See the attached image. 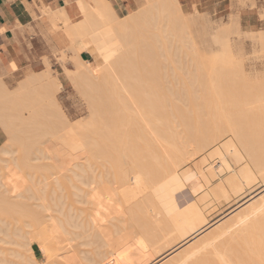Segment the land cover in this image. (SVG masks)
Returning a JSON list of instances; mask_svg holds the SVG:
<instances>
[{"label": "bare ground", "instance_id": "bare-ground-1", "mask_svg": "<svg viewBox=\"0 0 264 264\" xmlns=\"http://www.w3.org/2000/svg\"><path fill=\"white\" fill-rule=\"evenodd\" d=\"M147 2L149 8L163 7L165 10L167 6L166 0H147ZM173 2L177 4V10L184 17L179 0H173ZM81 6L84 18L76 23H70L64 12L52 14L55 22L60 19L65 21L67 36L72 43L70 48L75 54V59L72 60L80 65L75 74L65 70V77L72 81L75 80L77 85L76 80L77 78L79 80L80 77L89 81L90 77L108 76L105 81L109 80L115 85L119 77L117 78L113 71L108 70L109 64L105 63L103 56L105 48L94 45L88 47L84 44L95 43L99 38L108 39L115 29H127L137 25L142 20L144 12L130 14L127 18H122L118 16V12L112 7L109 0H89L83 2ZM193 24V19L186 22L189 32L185 40L188 39L187 42L192 46L191 49L199 61L198 66L203 70L200 71V74L206 78L196 81L197 85L199 83L198 90L200 89L201 96H198L200 91H196L195 86H187L188 92L191 90L192 93L190 91L188 93L190 96L188 94V96H184V98L188 97L184 105L185 109L187 107L186 112L191 106L193 109L195 107V112L198 108L202 110L205 107L206 110L203 109V111L206 113L201 112L200 114L198 111L195 113L190 109L194 113L192 118L191 114H188L189 111L185 113L183 103H180L183 107V113H180L182 110L178 102L182 101L181 96L177 98L176 95L162 96L160 94L155 95L153 99L150 98L151 95L147 94V91L163 90V86L161 88L141 86L146 92L145 95H148L144 97V101L142 100L144 94H141L142 97L134 95L135 98L128 95V100L125 98L127 95L125 97L118 95L122 98V104L118 103L119 100L121 102V99L115 95L114 100L112 96H107L106 100L104 97L98 103L97 99L100 97L91 93L89 97L92 102L91 116H93V120L88 122L90 125L98 124L99 120L102 124L101 118L106 116L104 114L114 115L110 116L111 118L109 116H106V119L103 118L105 119L103 125L100 123L98 125L99 127L103 126L102 128L96 125L99 129L95 126L96 128H90L91 132L84 131L86 134L82 133L83 137L87 138L90 135V140L87 141L81 137V134L79 137L76 132V130L86 128L85 124H81L83 121L79 123L84 128L79 127V129V123L77 126H72L63 111L57 97L63 83L59 79L52 80L51 77L54 75L52 76L49 69L41 75L39 72V76L35 72H27L25 78L20 80L21 83H18L13 92L0 78L1 98L10 95L20 98L21 95L24 96L27 93L32 96L28 106V115L19 114L14 118V122L7 116L0 115L2 123H5L6 126L12 124L13 134L12 136L8 135L12 137L13 144L20 143L17 148H15V144L13 148L8 143H4L0 147V163H5V171L3 174L0 172V264H26L25 262L41 264L32 248L33 244H37L39 250L46 256L48 262L45 264H264V125L262 123V121L264 122V118L262 120L264 117V95L252 94V91L259 90L255 85L259 83V79L264 74H259L258 68L252 66L255 64V60H252L253 64L250 63L252 69L249 68L250 72H247L246 63L242 61L246 53L237 45L233 48L230 41L222 36L218 27L211 26V30L200 32L199 35L207 36V40H196L193 36L194 32L190 31ZM259 36L264 38V33ZM197 43H206L210 51L213 49L212 46L216 45L222 53L220 56L212 58L196 54L198 48L195 45ZM255 49L253 50L256 52L253 53L254 55L257 53L259 55L263 51L260 49V52H257L258 50L255 51ZM82 53H88L91 60L84 59ZM112 53L116 54L114 51ZM235 53H239V57ZM234 55H236V60L233 58ZM257 55L254 56L256 60L262 59L260 56L264 58V51L258 58ZM240 57H242V62L239 60ZM255 62L257 63V61ZM150 63L153 64V62ZM49 65L51 66L50 63ZM134 71L137 72V70ZM132 74L133 72L131 75L129 72L130 76H126L125 79L132 78V80H140L142 81H139L140 83L145 84L143 79L138 78L140 72H137L138 75ZM155 74L160 75L161 71L160 74L158 71ZM228 75L232 76L230 78L232 80L228 78ZM153 80H156V83L160 82L156 78ZM135 83L133 82L132 85ZM229 84L232 86L240 84V86L229 87ZM116 86L113 88L120 87ZM129 86L131 87V85ZM49 87L51 92L49 90L44 92L42 99L47 105H55L54 107L63 121L61 124L54 122L53 126L50 125L49 128H37L34 126L38 122V114L35 110L37 103L34 105L32 102V94L38 89L45 91ZM121 87L119 89L124 91H128L127 89L130 88H127V84L125 88L121 89ZM138 87L136 86L138 91L132 87L134 92L141 91V87ZM113 88L108 90L110 92L120 91L118 88H114L115 90ZM229 90H244L248 94L227 97L224 92ZM128 92H131V88ZM108 98L112 99L107 102L109 105L104 103V100L106 102ZM123 98L127 104L123 103ZM161 98H169L168 101L169 103L171 101L170 106L173 108L171 112L176 110L178 113L176 114L175 111V114H170L169 107H166L163 102L165 100H161ZM94 99L97 102H94ZM116 99L117 102H115ZM132 100H135L134 103L138 101V106ZM102 101L103 104H101ZM129 104L135 105L136 109L133 106L132 109ZM141 104L143 107H140ZM158 104L163 108L158 107ZM171 104L177 106L174 108ZM109 106L112 107L110 109H115L113 106H118L119 109L118 111L116 109L114 113H111L113 110H108L110 113H105L107 111L104 109L107 110V107L109 109ZM122 106L124 109H127L128 106L130 108L126 111ZM140 108L145 113L143 110L140 111ZM146 109L149 111L146 112ZM167 109L168 111H166ZM258 110L261 112H257ZM95 116L97 119H94ZM114 116L117 117L116 120L112 119ZM111 119L116 124H113ZM117 119L122 121V126L120 121L116 122ZM258 119L261 120L260 125L259 123L257 125ZM106 120H109L107 121L109 123L112 122V124L110 123L111 127L105 125ZM206 123H210V127ZM118 124L120 128L117 126ZM214 124L215 126L211 128ZM231 136H236L233 138L237 141L235 142ZM129 137L130 139H128ZM109 138H117L113 140L115 144L111 143L112 140ZM123 138L127 141H123ZM223 140L226 141L222 143ZM12 142L10 140V143ZM219 145L224 149L226 156L222 155ZM212 148L213 152H209L211 156L222 155V158H231L230 160L235 162V166L230 165L229 162V165H224L229 174L216 185L215 182L221 178L216 173L217 171L212 170L213 164V167L210 166V169H206L208 159L203 156ZM82 150H86L85 152L89 155L84 152L79 160L70 156L80 151L83 152ZM113 151L117 154L115 158H113L115 155ZM123 153L128 158L135 156L133 159H136L138 164H135L136 168L127 166L132 164L130 162L133 159L129 162ZM143 153H145V157ZM111 155H113V160H110L111 157L110 159L107 157ZM118 155L120 158V155L123 156L121 160L118 159ZM139 155L149 161L145 162L144 159L141 161V158L138 159ZM220 156L219 158L222 159ZM123 158L129 163L126 165L125 161L122 162L125 166L121 168L120 162L124 160ZM226 158L221 161L225 163ZM115 160L118 161L115 166L108 164L113 166V169L117 165L120 166L113 172L112 167L110 168L107 163L113 161L112 163L115 164ZM191 162H194V168L184 166ZM219 168L218 171L221 172L222 167ZM223 172L224 169L221 173ZM257 175L263 177H261L263 183L259 189L217 218L211 221L207 220L200 207L201 204H206L211 196L226 199L230 191L238 194L241 187H244L241 178L244 179V182L245 180L252 182L258 179H256ZM67 190L71 192L72 197L74 195L73 201L70 199L72 197H66L69 195L68 192H65ZM131 192H133L132 195H128ZM121 194H123L122 197L124 196L123 200H121L122 197L120 198ZM133 194L137 196L140 194V196L133 197ZM127 197L135 198L136 201L132 199L128 201L125 199ZM124 201L129 206H125L127 203L121 204ZM137 201H141V203ZM75 202L82 207L79 205L77 207ZM133 205L134 208L136 206V209H131ZM124 206L130 207L129 210ZM232 219H236L235 224L231 221ZM228 222L233 225L229 226ZM31 229H34V232L38 231L39 236H35L36 234H33ZM26 249L30 256L26 255ZM25 256L31 257L30 261L32 262L26 261Z\"/></svg>", "mask_w": 264, "mask_h": 264}, {"label": "rangeland", "instance_id": "rangeland-1", "mask_svg": "<svg viewBox=\"0 0 264 264\" xmlns=\"http://www.w3.org/2000/svg\"><path fill=\"white\" fill-rule=\"evenodd\" d=\"M166 1H167V3H166L167 6H166L165 10L163 9V7H160L159 9L149 8L150 6H149V3L147 2V0H135L134 4H132L131 8H129L127 10H124L123 7H120V8L116 7V10L118 12V16H120L122 18H127L128 15H130V14H137V13H140L142 11L144 12L143 13V18H142V20L140 22L137 23V25L130 26L127 29H125V28L124 29H120V30L115 29L113 31V33L109 36L108 39H105V38H101L100 39L99 38V40L96 41L95 43L94 42H90L88 44H84V46H88V47H92L94 45V46H97L99 48L100 47L105 48V50L103 51V56H104V59H105V63L109 64L108 70L109 71H113L115 73V75L117 76V78L119 77L118 78V82L117 83L115 82V85H114V82H111L109 80L105 81V79L108 78V76H105V77L103 76V77H99V78L90 77L89 81H87L85 79H81V77L79 76L80 77L79 80L76 77L77 78V80H76L77 81V85H76L75 80L72 81L70 79H66L65 70H68V72L71 73V74H75V72L77 73V69H78V67L80 65H79L78 62L76 64L74 62V60H72V59H75L74 58L75 54L73 53V50L70 48V47H72V43H71V39H69V37L67 36V31H66L67 30V26H66V24H65V22L63 20H59L58 23L62 22V27H57V30L61 34L64 35V38L61 39L60 44L58 46H55L53 44V40L50 37V35H43L42 38L46 42V46H45L44 51H38V52L37 51H31L29 53V56L27 57L26 65L24 67H22V68L17 69L18 71L15 72L14 75H10L6 79H4L8 89L12 90V92L15 91L17 86H18V83L19 82L21 83V81L25 78L26 73L29 72V71H31L32 73L35 72V74H37V75L40 72L39 75H41V74H43L45 72V70L49 69L51 74H52V76L54 75L55 77L56 76L58 77V78L57 77L55 78L53 76V77H51V79L52 80L53 79L54 80L55 79H59L63 83L62 84L63 86L61 85L62 88L57 93V95H58L57 97L59 99V103H60L63 111L65 112L66 116L70 120V124L72 126H77V124L79 122L81 123L83 121L81 124H83V125L85 124V126H86V128H84V126H81L80 123H79L80 126L78 124V128L79 127L80 128L83 127L85 130L84 129H80V128H79L80 130H76L77 128L75 127V130L79 134V137L81 135H82L81 137H83L82 133H84V131L87 132V131L90 130V128L92 129L96 125L98 126L99 123H100V120H99V123L98 124L96 123L95 125H90L88 123V122H90V120H93L92 119L93 116H91V112L93 111L92 102H91V99L89 97L91 95V93L93 95L97 96V97H100V98L97 99V97L94 96V98H96L98 100V103H99V101L103 100L104 97H105V100H106L107 96L108 97L112 96L113 100H114L115 97H118L119 99H121V102H119L120 100L118 101L117 99L115 101V102L118 101V103H121V104H122V98L120 96H118V95H123L124 97H125V95H127L125 98H127L126 100H128L129 97H131V96L144 94L143 97L141 95V97L143 98L142 99L143 101L145 99L144 97H147L148 95L149 96L150 95L153 96V97L150 96V98H153V99H154L155 95L158 96L160 94H162V96L163 95H176L177 98L181 96L183 102L181 101V102H178V103L179 104L183 103L182 105L184 106V111H185V110H187V107L185 109L184 102H186L185 100L188 97L184 98V96H186L191 91L190 90L188 92L187 86L188 85L189 86L193 85V86L196 87V89H197L196 91H200V89L198 90L199 83L197 85L196 81L206 78L203 74H200V71L202 72L203 70H202V68L200 66H198L199 61H198V59H196V57H195V55H194V53H193V51L191 49L192 46L189 45V43L187 42L188 39L185 40L186 39L185 37L188 35V32H189V28L186 26V22L188 20L190 21L192 19L194 20V24L190 27V31L194 32L193 36L195 37L196 40H201V39L207 40L208 37L207 36H200L199 35L200 32L205 31V30H211L212 27H214V26L218 27V30L221 31L220 33H222V36L226 37L230 41V44L233 46V48L235 47V45L241 47V49L246 53V54H244L245 55L244 58H248V59H245V60H244V58L242 60L241 59L242 57H240V59L239 58H237V59H239L240 61L241 60L244 61L246 63V64L245 63L244 64L246 65V68H248V69L249 68L252 69V67H251V65L253 64L252 60L253 61L254 60L257 61V63L254 61L255 64L252 65V66L258 68V72L259 71L261 72V73L259 72V74H261V75L264 74V58L260 56L263 53V51H264V38L259 36L260 34L263 35V33H264V0H245V1L244 0H237V4H235V1L233 0L234 1L233 6L228 11L227 10H225V11L215 10L214 8H212L209 5L186 4V3H183L181 1H179L180 5H181L180 8H182L183 13H184V17L177 10L178 6H177V4L175 2H173V0H166ZM245 7L252 8L253 9L252 12L258 18V24L253 29H248V28H246L245 26L242 25L239 9L240 8H245ZM197 10H198V12H197ZM69 44H70V46H69ZM78 45L80 46V43H78ZM195 46L198 48V51H197L196 54L203 55V56H205L207 58L220 56L221 53H222L220 51V49L216 45L212 46V48H213L212 51L208 50L209 46L206 43H204V44L197 43ZM254 49L257 52H260V49L263 50L261 54H259V55H257L258 53L256 54L257 58H258V56H260V58H262V59H257L256 60V58L254 57L256 55L253 54V53H256V52H253ZM113 51L116 54H113L112 53ZM152 54L154 55V58H153ZM121 55H123L122 58H121ZM149 55H151L150 58H149ZM236 55H237V57H239V53H237ZM236 55H234V57H233L234 60H236ZM82 56L86 60H91V56L88 53H82ZM151 57L153 58V60H152ZM150 60H152V61H150ZM48 62L51 64V66L49 65ZM150 62H153V64L150 63ZM251 62H252V64L250 65ZM100 63H101V61H100ZM46 66H48V67L46 68ZM133 66H135V67H133ZM248 69H247V72L249 73L250 69L249 70ZM134 70H137V72H140V75H138L137 72L134 71ZM157 71H158L159 74H160V71H161V74L160 75L155 74V73H157ZM129 72H130V75H131L132 72H133L132 75H134L136 73L139 76L138 78H140L141 80L143 79V82H145V84L140 83L142 81H140L139 79L138 80L140 82L137 81L136 79L132 80V78L131 79L127 78L128 80L125 79L126 76H128V77L130 76V75H128ZM141 72H143V73H141ZM153 72H155V73L152 74ZM261 75H260V77H261ZM262 76L263 77L259 79L260 80L259 83L255 85V87H258L259 90L252 91V94L256 93L257 95H259V94H261L262 96L264 95V75H262ZM231 77H232L231 75H228L229 79ZM122 78H123V81H122ZM153 78H156V79L160 80V82L158 81L159 83H156L155 82L156 80H153ZM244 78H242V79H244ZM119 80H121L123 84L120 83L121 81L119 82ZM125 80L127 82L130 80V82L127 83ZM144 80H146V81H144ZM147 80H148V82L150 81L151 83H148ZM152 80L154 81L153 83H152ZM230 80H232V79H230ZM73 82H74V84H73ZM131 82L132 83L136 82L137 84L135 83L136 85L134 84L135 85L134 86V85H132ZM194 82H196V83H194ZM125 83L127 84V88H129L130 87L129 85H131V87H130L131 88V92H128L130 88L127 89L128 91H124L122 89V88L126 87ZM139 84H141V85H139ZM116 85L120 86V87L124 86V87H121V89L123 91L120 90L119 89L120 87L118 88ZM146 85L149 88H152V87H155V86L161 88V86H163L162 89L163 90L166 89V90L163 91V90L160 89L161 92L157 91V90L156 91L154 90L155 92L147 91L148 95L146 96L145 95L146 92L143 91V89H142V87L146 86ZM113 86H116L122 92H120V91L117 92V90H115L117 88L114 87L115 88L114 89ZM136 86L137 87L139 86L138 88H140L142 86L140 92H136V91L139 90V89H136ZM228 86L229 87L240 86V84L239 85H233V86H232V84H229ZM50 87L52 88V85ZM50 87L47 90H45V91H44V89H38L37 91L34 92V94H32L33 95L32 102L34 103V105L36 103L38 104V105L36 104V106H35V110L37 111V114H38L37 115L38 122L34 125L37 128H49L50 125L53 126L54 122L55 123L57 122L58 124H61L62 121H63V119L60 116V114L58 113L57 109L54 107L55 105L51 104V105H53V106H51L49 104L50 105L49 106L42 99V95L44 94V92H48V90H49V92H51V88ZM132 87L136 89L135 92L132 89ZM111 88H113L116 92L113 91V90H112L113 92H110L108 89H111ZM185 88H186V90H185ZM93 90L94 91L97 90V91L94 92ZM191 93H192V91H191ZM152 94H154V95H152ZM200 94H201V91L199 92V95L198 94L197 95L201 96ZM245 94H248V92L244 91V90H242V91L229 90V91H225L224 92V95L227 96V97H234V96H238V95L241 96V95H245ZM114 95H115V97H114ZM128 95H129V97H128ZM30 97H32L30 93H27L24 96L21 95L20 98H14L13 95H10L8 97H3V98L0 97V115L7 116L13 122H14V118L17 115H19V114L20 115L21 114L28 115L29 114V109H28L29 107L28 106L30 104ZM165 97H167V96H165ZM125 98H123V100H124L123 103L127 104V102H125L126 101ZM134 98H135V96H134ZM134 98H132V99H134ZM136 98H139V97H136ZM181 98H180V100H181ZM148 99H149V97H148ZM162 99L165 100L163 102L166 104V107L167 106L169 107V108L168 107L167 108L169 109L170 114H171L172 113L171 111H173V108H171V106H170L171 101L169 103V101H168L169 98L168 99L161 98V100ZM97 100L94 99V102L95 101L97 102ZM105 100H104V103H107V102H110V100H112V99L110 98V100H109V98H108V101H106V102H105ZM142 100H140V102ZM177 100L179 101V99H177ZM133 101H135V100H132V102ZM155 101H157V100H155ZM137 103H139V102L137 101L134 104H136V106H138ZM101 104H103V101L101 102ZM112 104H113V102H112ZM142 105L143 104H141L140 107H143ZM173 105H172V107H174V108H175V106H177L176 104H175V106H173ZM132 106H131V108H132ZM134 106H133V108L136 109L135 108L136 106L135 107ZM179 106L181 107V104ZM103 107H105V106H103ZM113 107H115V109L114 108L110 109V108H112L111 106H109V109L107 107V110L104 109V108H102V109L107 111V112L104 111L105 113H108L109 112L108 110H111V111L113 110V112H111V113H114V111H116V109L118 111V109H119V108H117L118 106L117 107L113 106ZM158 107H162V105L159 106V104H158ZM125 108H127V107H125ZM128 108H130V107L128 106ZM154 108H156V107H154ZM176 108L179 109V107H176ZM123 109H124V107H123ZM127 109H124V110L128 111ZM148 109H146V112L149 111ZM168 109L166 111H168ZM180 109L182 110L183 107H181ZM190 109L194 110L195 107L193 109V107L190 106V108L188 109L189 113H188V111L187 112L185 111V113L191 114L190 116L192 118L193 115H194L193 112H195V110L193 112H191L192 110H190ZM203 109H205V107L202 108V110L201 109L199 110V108H198L197 111L200 114H201V112L204 114L206 112H204ZM100 110H101V108H100ZM121 110H122V108H121ZM137 110H138V108H137ZM142 110L143 109H141L140 111H142ZM155 110H157V109H155ZM159 110H157V111H159ZM101 111H103V110H101ZM133 111L135 112V110H133ZM175 111L176 110H174V112L172 114H175ZM257 112H261V111L258 110ZM262 112H263V110H262ZM143 113H145V111ZM177 113H178V111H176V114ZM180 113H183V110ZM117 114H119V112H117ZM120 114H121V111H120ZM167 114H169V113H167ZM104 115L110 117V116H113L114 114L113 115L104 114ZM106 116H103V118H105ZM122 116H124V115L122 114ZM99 118H100V116H99ZM103 118H101V119L105 122L106 118L105 119H103ZM116 118L117 117L114 116L112 119L116 120ZM263 118L264 117H262V120H263ZM94 119H97L96 116L94 117ZM112 119H111V121H113ZM41 121H42V123H44V124L46 123V124L45 125L42 124ZM103 121H102V124L100 123V125H103ZM107 121H109V120H106V124L105 125L106 126H108V125L110 126L112 124V122L110 121V123H111L110 124ZM119 121L120 120L117 119L116 122L119 123ZM258 121L259 122H257V125H258V123L260 125V123H261L260 121L261 120L258 119ZM121 122L122 121H120V125L122 124ZM262 123L264 125L263 121H262ZM113 124H116V123L113 121ZM206 124H204V125H206ZM0 125H1V127L3 128V130L6 133V138H7L6 143L10 144L13 148L16 145L15 148H17V145L20 144V143L19 142H18V144L14 143L15 144L14 145L13 142H12V137H11L12 134H13V132H12L13 128H11L12 124H10L11 126H6V124L2 123L1 120H0ZM208 125L210 127V123H208L207 126ZM117 126H119V124ZM117 126L115 125V127H117ZM213 126H215V124L212 125L211 128ZM102 127L103 126H101L99 128H102ZM200 127L203 128L201 125H200ZM246 127H248V126H246ZM119 128H120V126H119ZM115 131H118V130H115ZM89 132H91V131H89ZM8 134L9 135L11 134V136H9ZM78 134H76L77 137H78ZM84 134H86V133H84ZM118 134H119V132H118ZM123 135H124V133H123ZM131 135L133 136V134H131ZM85 136L87 137L88 134L85 135ZM89 136L87 138H85V137H83V138H85L88 141V139L90 140ZM125 136H126V134H125ZM231 137L232 138L233 137L236 138V136H231ZM124 138H123V141H127ZM234 138H233V140L236 142L237 139H234ZM116 139L109 138V140H112L111 143H114L113 140H116ZM128 139H130V137ZM227 139H229V138H227ZM10 140H11L12 143H10ZM225 141L226 140H223L222 143L225 142ZM117 142H119V141H117ZM140 144H143V143L140 142ZM140 144H139V146H141ZM133 146L135 147L136 145H133ZM133 146H132V148L134 149ZM219 147L221 148L220 145H219ZM129 148L131 149V147H129ZM134 150H136V149H134ZM213 150H214L213 148L210 149L203 156H205L208 159V162H207V165H206V169L209 168L210 166H212V164H213L214 167L212 166L213 169H212V167H211V169L214 172L217 171L216 173L221 178V179H218V181L215 182V185H216L219 182H221V180H224L229 174L227 172L225 164L229 165V163H230V165L235 166V162L233 163L234 160L231 161L230 160L231 158H226V157L222 158L221 157L222 155L226 156V153L224 152V149H222V148H221V151H222L223 154L221 156L217 155V157H216V155H212L213 156V158H212L210 153H212ZM82 151L83 152L80 151L81 154L79 152V153H76V154H71L70 156H73L74 159H78L79 160L82 157L81 155L86 150H82ZM117 151H119V150H117ZM126 152L128 153L129 151H126ZM135 152H137V151H135ZM138 152L140 153V151H138ZM85 153L87 155H89L87 152H85ZM113 153H115V151H113ZM133 153H134V151H133ZM110 154H112V153H110ZM143 154H144V157H145V153H143ZM146 154H147V152H146ZM84 156L86 157L85 154H84ZM112 156L113 155L107 156V157L109 159L111 157L110 160H113ZM115 156H117L116 153H115L113 158H115ZM120 156L122 158L124 156V153H123V156L122 155H120ZM127 156H129V155H127ZM148 156H146V157L148 158ZM219 156L222 159H220ZM124 157H126V155ZM130 157H132V158L130 159ZM119 158L120 157L118 155V159ZM121 158H120V160H121ZM127 158L128 157H126V159ZM133 158H135V156H129V158H128L129 162ZM140 158H141V161H143L142 159H144V158H142L140 156L138 159H140ZM149 158L151 159L150 156H149ZM225 158H226L227 161L224 163V161H221V160H223V159L225 160ZM118 159H116V160H118ZM123 159L124 160L120 162L122 164L121 168L123 166H125V164L127 163L125 158H123ZM116 160H115V164H113L112 163L113 161H112L111 163L110 162L107 163V165L110 164V165L115 166L116 162L118 163V161H116ZM133 160H132V162H130L132 164H128L129 163L128 162L127 163L128 165L127 164L126 165L127 166L130 165L129 167L136 168V165H138L136 163L137 160L136 159H135L136 161L135 160L133 161ZM146 160L149 161L148 159H146ZM146 160L144 159L145 162H146ZM100 161H103V160H100ZM124 161H125V164L123 165L122 162H124ZM145 162H144V164H146ZM141 163H143V162H141ZM193 163L194 162L187 163L184 166L187 167V168H194V164ZM147 164H149V163H147ZM110 165H108V166L110 168L112 167L111 170H113V172H114L115 169H117V168L119 169V167H120L119 165H117L113 169V166H110ZM218 165L219 166L221 165L220 168L222 167L221 168V172L224 169L223 173L218 171V168H219ZM4 166H5V163H0V170H2L0 172H2V174L5 171ZM133 166H135V167H133ZM215 169H217V170H215ZM131 171L133 172L134 170H131ZM261 177H262L261 175H257L256 176V179L258 178L257 180H254L252 182H247L245 180L246 183L244 182V179L241 178V181L243 180L242 186H244V187H241V189L238 191V194H237V192H231L230 191L229 194H228V197L226 199L224 197L211 196L209 201L206 204H201V206H200L202 211H203V213H204V216L207 218L208 221H211V220L217 218L219 215H222L226 211L230 210L236 204H238L239 202L244 200V198H247L248 196H250V194L252 192H254V191H256L257 189L260 188V186L263 183V181H262L263 177L262 178ZM249 183H251V184H249ZM69 188H71V187H69ZM69 188H68V190H69ZM71 189L69 191L72 192L73 189L72 190ZM68 190L65 191V192L69 193V195H67L66 197H69V196L72 197L70 195L71 192H69ZM139 190H140V188H139ZM241 190H243V191H241ZM132 193L133 192H131L128 195H132ZM64 195H66V194H64ZM122 195L123 194H121L120 198L122 197ZM137 195L133 194V197H136ZM139 196H140V194H139ZM139 196H137V198ZM73 197H74V195H73ZM73 197L70 198V199H72V201H73ZM123 197L121 198V200L124 199ZM128 197L125 198V199H127L128 201H131L130 199H132V198L129 199ZM140 198H142V197H140ZM75 199H76V197H75ZM68 200H69V198H68ZM132 200L134 201L135 198L132 199ZM218 200H220V201H218ZM65 201H67L66 198H65ZM126 201H124L121 204L125 205V203L128 202V201L127 202ZM133 201L131 202V204L133 203ZM137 202L141 203V201H137ZM210 203H211V206H210ZM75 204H76V202H75ZM77 205H79V204H76V206ZM125 206H129V204L127 203ZM79 207H82V206L79 205ZM202 207L204 208V210H203ZM129 208L125 207V209H127V210H129ZM131 209H136V206L134 208V205H133ZM209 217H210V219H209ZM231 221L235 224L236 219L235 220L232 219ZM228 223L230 224L229 226L233 225L231 222H228ZM33 230L34 229H31V232H33V234H36L35 236H37L38 235L37 234L38 231L36 232V230H35V232H34ZM32 248L34 249L36 257L38 258V260H40L41 264H45V262H48L46 256L39 250V247L37 246V244H33ZM26 255L30 256L28 250H27ZM25 260L26 261H28V260L30 261L32 259H31V257H29V258L26 257ZM30 262H32V261H30ZM25 263L27 264V262H25Z\"/></svg>", "mask_w": 264, "mask_h": 264}, {"label": "crops", "instance_id": "crops-1", "mask_svg": "<svg viewBox=\"0 0 264 264\" xmlns=\"http://www.w3.org/2000/svg\"><path fill=\"white\" fill-rule=\"evenodd\" d=\"M87 1L89 0H0V78L4 81L8 76L14 75L17 69L24 67L31 51H44L46 42L43 35H50L53 44L58 46L64 38L57 30V27H62V22H55L52 14L64 12L70 23H76L84 18L81 5ZM109 1L115 10L116 7L127 10L135 2ZM179 1L209 5L220 11L230 10L234 1L237 4V0ZM252 10L249 7L239 9L242 25L248 29H253L258 24V18ZM6 140V133L0 125V147Z\"/></svg>", "mask_w": 264, "mask_h": 264}]
</instances>
